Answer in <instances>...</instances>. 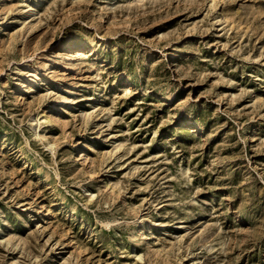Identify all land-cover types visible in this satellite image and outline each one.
I'll return each mask as SVG.
<instances>
[{"label": "rangeland", "instance_id": "rangeland-1", "mask_svg": "<svg viewBox=\"0 0 264 264\" xmlns=\"http://www.w3.org/2000/svg\"><path fill=\"white\" fill-rule=\"evenodd\" d=\"M0 264H264V0H0Z\"/></svg>", "mask_w": 264, "mask_h": 264}, {"label": "bare ground", "instance_id": "bare-ground-1", "mask_svg": "<svg viewBox=\"0 0 264 264\" xmlns=\"http://www.w3.org/2000/svg\"><path fill=\"white\" fill-rule=\"evenodd\" d=\"M67 45H68V46H71V44H69V43H68ZM53 121H54V120H53Z\"/></svg>", "mask_w": 264, "mask_h": 264}]
</instances>
